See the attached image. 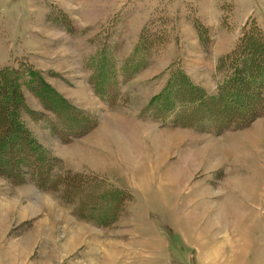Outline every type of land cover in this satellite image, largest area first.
<instances>
[{"label":"rangeland","instance_id":"obj_1","mask_svg":"<svg viewBox=\"0 0 264 264\" xmlns=\"http://www.w3.org/2000/svg\"><path fill=\"white\" fill-rule=\"evenodd\" d=\"M250 26L264 31V0H0V70L37 71L93 128L49 131L55 113L23 73L28 131L73 173L127 191L112 208L93 185L82 206L0 177L2 264H264V113L215 135L225 114L210 102L162 106L178 68L217 95L230 75L219 60ZM103 53L117 70L114 108L93 87ZM131 61L139 67L121 75ZM103 206L114 219L84 220L94 208L105 217Z\"/></svg>","mask_w":264,"mask_h":264},{"label":"trees","instance_id":"obj_2","mask_svg":"<svg viewBox=\"0 0 264 264\" xmlns=\"http://www.w3.org/2000/svg\"><path fill=\"white\" fill-rule=\"evenodd\" d=\"M104 54H101V59L98 60L100 62L94 66V72L103 85L93 83V87H95L98 97L114 108L118 105L115 101L116 96L114 95L112 100L113 96L109 95L108 88L110 84L112 88L116 86L115 71L117 70L111 66L107 54ZM137 67L139 64H135L133 61L124 63L120 73L126 77L131 76ZM218 67V70L223 68L230 75H227L223 82L219 83L217 95H210L192 83L179 68L174 69L167 79L164 93H162L166 96L162 105L163 110L175 111V108L181 104L177 102L181 97L188 99L189 107L196 105L192 102L195 99L198 103L197 106L203 101L210 102L217 106L219 114H225L223 123L214 117V128L208 131L215 135H220L231 129L239 130L251 123L255 116L263 114L264 31L250 26L233 50L221 57ZM20 68L18 65L16 69L7 67L0 70V177L14 186L31 181L41 191L50 192L57 198L59 197L61 202L65 198L71 197L75 199L74 203L77 202L82 206L83 202L79 200V197L86 194L89 187L96 185L99 189L97 195L100 202L107 203V199L111 198V202L106 204L107 206H112V208L116 205L120 206L123 197L127 194L124 188L112 189L108 184L97 180L95 176L73 173L47 149L41 147L28 131L22 113H24V109L27 113L31 115L32 113L21 97V88L25 85V82L20 80V78L23 79V73H26L30 80L40 84L39 96L49 103L46 108L55 113L47 116L46 127L49 131H54L53 128L56 127L58 130L67 132L69 137H82L93 128L83 126L88 116L85 114L83 116L68 100L44 82L43 77L37 71L33 69L23 71ZM104 85L108 87L104 89ZM148 113L152 114L151 111ZM216 117L220 118V115ZM48 123H50L49 127ZM199 127L204 131L207 130L204 123ZM64 131L61 135L64 134ZM107 206H103L107 210L104 211L105 217H102L101 212H99V217H92V211L96 210L94 208L92 211L90 210L87 218L83 219L100 224L108 218L114 219V210L113 212L109 211ZM123 208L122 205L121 209ZM93 213L95 214L94 211Z\"/></svg>","mask_w":264,"mask_h":264},{"label":"crops","instance_id":"obj_3","mask_svg":"<svg viewBox=\"0 0 264 264\" xmlns=\"http://www.w3.org/2000/svg\"><path fill=\"white\" fill-rule=\"evenodd\" d=\"M81 9H82V7H81ZM74 21H75L77 27H79V25L82 24V22H83L81 19H76ZM46 24H47V26H49V24L52 25L51 22H49V23L47 22ZM51 28H53V27L51 26ZM42 29H44L45 31H47L48 28H42ZM50 33H53L54 34V30L53 31H50ZM73 51L76 53L77 52V48H73ZM42 55H44V56H48L49 55L47 53V51L45 50V48H44V52H42ZM2 262L3 261L0 260V264H2Z\"/></svg>","mask_w":264,"mask_h":264}]
</instances>
